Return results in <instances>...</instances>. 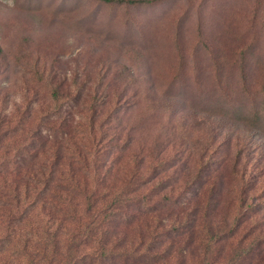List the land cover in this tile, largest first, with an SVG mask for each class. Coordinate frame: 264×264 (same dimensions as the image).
<instances>
[{
    "label": "rangeland",
    "instance_id": "rangeland-1",
    "mask_svg": "<svg viewBox=\"0 0 264 264\" xmlns=\"http://www.w3.org/2000/svg\"><path fill=\"white\" fill-rule=\"evenodd\" d=\"M142 1L0 0V184L71 167L162 264H264V0ZM4 225L0 264L44 263Z\"/></svg>",
    "mask_w": 264,
    "mask_h": 264
},
{
    "label": "trees",
    "instance_id": "trees-1",
    "mask_svg": "<svg viewBox=\"0 0 264 264\" xmlns=\"http://www.w3.org/2000/svg\"><path fill=\"white\" fill-rule=\"evenodd\" d=\"M100 1L134 6L145 2L142 0ZM74 133L82 136L75 129ZM67 135H70L69 139L74 137L70 131ZM71 146L74 150L70 148L66 150L74 151L72 155L54 156L57 165L65 159L68 160L70 166L75 160L84 163L88 161L84 155L76 153L81 152L76 143L73 142ZM44 168V165L38 168L34 166L30 172L25 174V177L16 171L14 172L16 179L10 185L6 183V176H3L4 182L0 184V197L4 201L0 204V224L5 223L7 230H10L8 234L15 238L19 257L30 256L27 250L37 247L46 251L41 255V261L44 263L40 264H140L141 262L142 264H162L172 258L173 254L168 252L170 250L158 253L159 244L157 243H152L148 247L144 245V242L139 246H133L134 242L127 244L126 232L120 234V230L112 225L114 216H109L112 203L95 209L97 205L103 203L92 198L97 197L102 201L110 196L117 198L107 186L97 184L94 190H89L85 184H82V178L79 177L82 174L78 173L79 170L75 171L69 167L68 172H62L59 178H55L56 170L53 171L51 168V171H47ZM83 176L86 177L84 173ZM54 181L57 184H54ZM101 190L105 192L100 193ZM31 195L34 196L32 200H30ZM79 198H84L88 203L83 205L80 211ZM21 206H24L22 211ZM35 210L43 219L44 236L33 235L23 238V230L29 223V215ZM128 223L131 224V221ZM150 232L152 231L149 230L144 235ZM173 232L175 233L174 230ZM35 236L38 239L35 240ZM170 236L173 239L177 237V235ZM258 242L261 241L258 240ZM109 245H112L111 249L108 248ZM87 247L93 249L92 254H80V251ZM116 248L122 249L115 251ZM142 248L144 251L141 250ZM254 252V248H245L244 258H253Z\"/></svg>",
    "mask_w": 264,
    "mask_h": 264
}]
</instances>
